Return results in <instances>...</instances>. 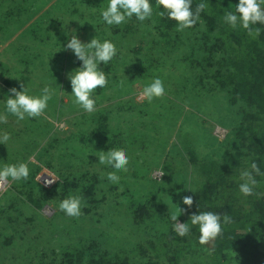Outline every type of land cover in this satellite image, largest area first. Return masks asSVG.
Instances as JSON below:
<instances>
[{
  "label": "rangeland",
  "instance_id": "1",
  "mask_svg": "<svg viewBox=\"0 0 264 264\" xmlns=\"http://www.w3.org/2000/svg\"><path fill=\"white\" fill-rule=\"evenodd\" d=\"M106 3L107 0H0V112H3V98L11 95L8 90L12 87L20 90V85L24 84L30 94L36 95L44 84L55 89V94L45 110L49 119L43 116L33 118L39 123L36 125L39 129L32 127L29 118L17 121L11 115L7 117L6 122L0 123V132L6 131L10 134V140L6 145L0 143V165L29 160L37 162L29 163L30 173L27 180L0 181V264H53L48 260L42 261L43 252L47 253L51 249L58 252L64 248L62 245L88 237L91 235L89 232L95 234V230L116 232L117 236L127 237L131 242L135 237L142 239L146 236L139 231H131L134 228L126 224L124 215L115 213L116 216L111 217L114 219L113 223L109 218L100 217L98 214L105 213L107 208L99 204L91 206L90 203H86L91 209L81 213L78 219L64 215L58 207L61 199H47L40 208L35 204H29L26 194L32 184L38 190L47 189L48 192H54V195L59 196L63 195L67 178H72V174L79 180L83 190L90 184L91 178H98L95 196L108 197L110 205L113 200L109 198L111 193L115 198L122 199L124 190L129 187L135 193L146 192L149 189L148 185L142 184L140 176L141 178L144 176L143 181H146V177L155 180L167 178L161 184L163 190L161 194L166 206L164 211L168 213L178 211L175 203L182 204L181 197L188 195L191 189L190 178L194 176L187 173L186 178L175 177V170L178 169H182L184 175L187 160L186 158L182 160L186 164L183 167L178 148L174 150L172 145L174 143L177 147L181 145L180 150L183 151L182 136L189 134V146L192 148L195 146V150L203 155L213 153L217 149L220 151L226 140L225 133L228 128L218 125L216 119L221 115L220 110H225L224 115H227L234 106L228 107L223 93L209 94L202 89V98H198L200 104L195 105L181 96L180 85L177 88L175 86L169 88L167 85L170 79L161 78L165 84V95L156 98L146 109L141 106L140 103L144 99L137 94L143 86L140 80L146 84L154 76H159L157 67L163 59L153 52L137 55L135 46L137 49L140 42L136 41L133 35L126 34L127 36L121 40L119 35L115 36L111 31L114 26L100 25V22L103 23L99 15L100 9L106 6ZM153 22L151 19L141 24L148 27ZM72 34L77 35L82 42H88L96 35L98 39L111 40L117 47L116 56L108 64L100 66L108 78V84L103 89H95L93 95L98 98L97 114L98 112L103 114L99 119L101 121L105 119L114 133V145L108 148L122 149L130 157L128 170L116 173L120 177L119 185L108 183L104 173L111 169L97 163L96 155L108 148L94 147V137L90 136L93 140L86 141L79 128L82 125L78 126L79 122L85 123L81 115L89 113L83 112L74 104L70 94L71 86L67 74L80 66L71 62L73 53L63 48V44ZM186 41L189 44V41ZM60 45L61 48L58 49ZM142 47L145 52L148 51L147 44L143 43ZM168 62L170 61H167L164 67H167ZM115 74L118 75L116 78L121 80L120 83L113 82L116 79H112ZM181 74H186V71L181 73L179 70L174 78L175 84L184 82L181 80ZM59 100L61 104L58 106ZM161 104L168 107L170 120L169 117L164 118L161 126L155 123L158 129L150 127V122L154 121L150 119L149 115L152 113L148 114V107L153 109L155 107L156 110ZM214 104L219 111L215 109ZM57 109L59 112L56 117ZM188 112H191L192 116H187ZM112 115L114 118H111ZM47 120L50 121L49 127H42L41 122L46 123ZM195 122L200 124L195 125ZM197 126H201L202 129ZM31 128H34L32 135ZM72 130L80 131L81 136L78 139L72 138L67 144L62 138ZM206 132L209 137L204 135ZM77 134L78 132L72 136ZM106 134L109 135L108 131ZM54 136L59 139L57 144L52 140ZM99 140L97 139L98 143ZM27 142L30 143L28 146ZM24 150L27 152L26 156ZM50 157L53 166H65L64 169H59L60 173L45 166L43 161ZM162 161L170 162L172 176L166 177L169 173L162 175ZM45 169L59 179L46 184L45 179L50 177L44 173ZM179 180L184 183L182 185L178 183L180 188L176 191H180V194L176 197L168 192ZM79 193L82 195V189H79ZM66 196L63 195L62 199ZM90 198L95 197L91 194ZM86 204L83 206H87ZM108 208L111 210L109 206ZM15 213L16 220L11 217ZM159 223L154 222L151 230L160 228ZM122 225L121 231L119 227ZM7 227L11 230L6 229Z\"/></svg>",
  "mask_w": 264,
  "mask_h": 264
},
{
  "label": "trees",
  "instance_id": "2",
  "mask_svg": "<svg viewBox=\"0 0 264 264\" xmlns=\"http://www.w3.org/2000/svg\"><path fill=\"white\" fill-rule=\"evenodd\" d=\"M201 2L202 0H192L193 9ZM203 2L205 8L200 13L197 23L182 31L176 30L175 21L169 20L166 15L158 14L156 0H150L153 8L151 18L154 20L153 24L146 27L133 18L124 24L114 26L111 31L115 36L119 35L121 40L126 34L133 35L134 39L140 42L137 49L135 46L137 55L148 52L158 54V57L163 60L157 67L159 72L157 74L163 80L170 79L167 85L169 88L174 86L177 88L180 85L181 96L189 99L188 102L200 104L198 98H202L203 89L209 94L223 93L228 107L234 106L227 115H224L225 110L219 111L214 104L215 109L221 114L216 119L217 124L228 128L225 133L226 140L221 145L220 151L217 149L213 153L200 155L195 150V146L194 148L189 146V134L182 136L184 153L180 150L181 145L178 147L176 143L172 145L174 150L178 148L181 162L185 158L187 160L184 175L183 170L178 169L175 170V177L186 178L187 173L194 176L190 178L192 179L189 182L191 189L189 188L188 191V195L193 199L192 207L188 209V206L183 203L178 205L186 209L178 214V222H187L190 213L205 210L218 212L222 216L226 214L232 218L231 223L222 226V235L214 241H210L207 245H200L197 242L199 235L197 228L193 227L187 237L177 236L171 230L172 222L169 217L173 212L178 213V211L169 213L164 211L166 206L161 194L163 193L161 184L167 178H161L159 181L146 177V181H143L144 176L142 178L140 176L142 184L148 185L149 189L146 192L135 193L129 187L124 190L122 199L115 198V195L111 193L109 198L113 200L109 205L108 197L95 196L94 190L97 188V182L99 183L98 178H91L90 184L83 190L79 180H76L72 174V178H67L63 195L78 194L82 197L83 204L106 206L107 211L98 214L100 217L109 218L113 223L114 219L111 217L115 213L124 215L126 224L134 228L131 231H139L146 236L142 239L135 237L134 241L131 237L133 241L131 242L127 237L117 236L116 232L95 230V234L89 232L91 235L89 234L88 237L80 238L75 243L62 245L64 248L58 252L56 249H51L47 253L43 252L42 261L48 260L53 264H264V176L256 177L258 185L250 196L245 197L240 194L237 187L239 172L251 161L255 160L264 171V25L254 26L260 27L261 31L259 35L253 37L242 28L229 27L222 20L225 11L231 10L230 0H203ZM236 2L237 0H231L232 8L235 7ZM99 24L104 25L101 22ZM143 43L147 44V52L143 50ZM167 61L170 62L167 63V67H164ZM71 62L81 64L73 54ZM183 69L186 71V74H181V80L184 82L175 84L174 78L179 70L182 73ZM190 74L192 75L187 78ZM116 76L118 75L115 74L112 79ZM142 77L146 76L142 75ZM140 81L143 85L145 84L143 80ZM113 82L120 83L121 80L116 78ZM59 103L61 104L60 100L58 106ZM140 104L146 109L150 103L144 100ZM148 109V114L152 113L149 115L150 119L154 121L150 122V127L154 126L158 129L164 118L169 117L170 120V111L166 105L161 104L156 110L155 107L154 109L148 107ZM58 112L59 109L56 110V117ZM101 115L103 117V114L100 112L97 114V111L89 115H81L85 123L79 122L78 126L82 125L79 128L86 141H92L93 138L90 136H93L94 147L106 149L113 147L115 137L108 122L105 119L102 121L99 119ZM187 116H192V113L188 112ZM111 118H114V115ZM29 120L32 122V127L39 129L36 127L39 123L33 118ZM45 122H41L40 125L43 127L50 124L49 120ZM155 123L158 126H155ZM198 124L200 123L195 122V125ZM197 127L201 128V126ZM34 128L30 129L31 135L34 133ZM107 131L109 135L106 134ZM77 132V136H72ZM79 132L78 130L69 131L62 141L69 144L72 138L78 139L81 136ZM204 135L209 137L208 132ZM95 138L100 139L99 143L97 139L95 141ZM52 140L56 144L59 142L57 136H54ZM68 147L70 148V145ZM24 152L26 156V150ZM51 161L50 157L43 162L54 172L60 173L59 169L65 168L62 165L55 167ZM162 163V175L169 173L166 177L172 176L170 162L162 161ZM182 166L186 164L182 162ZM178 183L182 185L184 181L176 182L171 188L173 190L170 189L168 193H173L177 197L180 194V191H176L180 188ZM32 185L26 194L29 204H35L40 208L47 199H62L63 195L56 196L54 192L52 194L47 189L41 190V188L38 190L34 184ZM79 189H82V195ZM91 194L94 195V199L90 198ZM91 206H83L82 213L88 212ZM11 217L16 220L17 213ZM154 222H160V228L155 231L151 230ZM9 228L6 229L11 230ZM122 228L123 225L119 227V230L122 231ZM119 230L117 228V231ZM9 242L11 243V236Z\"/></svg>",
  "mask_w": 264,
  "mask_h": 264
},
{
  "label": "clouds",
  "instance_id": "3",
  "mask_svg": "<svg viewBox=\"0 0 264 264\" xmlns=\"http://www.w3.org/2000/svg\"><path fill=\"white\" fill-rule=\"evenodd\" d=\"M156 3L159 8L158 14L166 15L169 20L175 21L177 31L194 26L205 8L203 0L195 6V9L192 7V0H156ZM230 9H227L222 17L224 23L233 29L242 28L253 37L259 35L261 28L254 26L264 25V0H237L234 8L231 7L230 0ZM99 15L105 25L118 26L133 18L139 22L150 20L153 15V8L150 0H107L106 6L100 9ZM60 48L61 45L58 49ZM63 48L70 50L74 57L81 62L79 67L67 74L71 86L70 94L73 97L72 102L83 112L93 113L96 111L98 99L93 95L94 90L103 89L108 84V78L100 66L108 64L116 56L117 47L111 40L98 39L96 35L88 42H82L77 35L72 34L63 44ZM8 92L11 95L3 98L0 123L6 122L9 115L15 117L17 121L41 116L49 119L45 110L55 94V89L50 88L48 84H44L39 89L38 95L30 94L29 89L24 84L20 85V90L12 87ZM137 94L151 103L154 98L165 95V84L159 76H154L150 82L139 89ZM9 140L10 134L8 132H0V143L6 145ZM96 156L99 165L111 169L104 173L106 181L110 184L119 185L120 177L116 173L128 170L129 155L122 149L108 148ZM29 163L36 164L37 162L29 160V162L20 161L0 165V181L27 180L30 173ZM44 173L50 177L45 179L46 184L59 179L47 172L46 169ZM257 176H264V171L253 160L239 172L237 185L239 193L245 197L252 195L258 185ZM181 201L188 206V209H191L192 196H182ZM175 204L178 207V213L173 212L169 217L172 222L171 230L177 236L187 237L192 232L193 227L197 228L199 232L197 242L200 245H207L222 235V226L231 223L232 220L226 214L222 216L218 212L202 210L198 213H190L187 222H178V214L186 211V209L179 207L177 203ZM58 207L65 216L77 218L82 213V197L78 194H70L59 201Z\"/></svg>",
  "mask_w": 264,
  "mask_h": 264
}]
</instances>
